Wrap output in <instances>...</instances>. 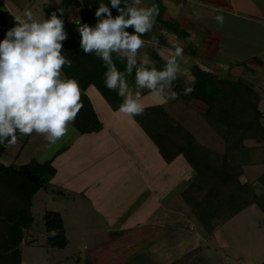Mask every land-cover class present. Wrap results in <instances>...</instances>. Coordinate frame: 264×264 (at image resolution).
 <instances>
[{"label": "rangeland", "instance_id": "obj_1", "mask_svg": "<svg viewBox=\"0 0 264 264\" xmlns=\"http://www.w3.org/2000/svg\"><path fill=\"white\" fill-rule=\"evenodd\" d=\"M24 1H26V5H23ZM59 1L60 0H2L0 2V39H3L5 32L14 25V17L19 16L22 19H26V17H24V12L28 10L32 12L33 19L35 20L39 21L47 19L49 18V15L43 11V5L49 4L55 6ZM73 1L76 2L78 0ZM152 1L153 0H141L140 5H135L133 4V0H131V6L149 7ZM215 1L216 3L214 4L207 0L180 1L185 5L183 9L185 10L184 13H188L191 18H194L191 23L182 19L180 20L183 23H187L189 30H197L199 26H202L205 23L211 27L212 34L210 36L205 35V37L215 43L216 39L220 40V44L217 46L218 52L214 53L213 59L215 63L225 60L233 62L236 58L243 60L251 55H256L264 61V24L259 23L258 21L260 20V22H263L264 19V0ZM3 2L6 4V7ZM71 11L70 18L74 20L77 17L78 10L72 7ZM238 11L240 12L239 14L237 13ZM218 14L223 15V25H221L215 18ZM252 35L255 36L257 41L250 39L252 38ZM196 45L198 48L195 49V51L200 54L203 53V47L198 44ZM150 46L151 45H149L148 42H145L144 47L139 50L138 56H141V59L145 60V58L150 56ZM226 70L227 72L222 71L219 77L223 74L224 77H227L225 75L231 77L237 76L234 74V70ZM182 72L184 74L182 75L184 79L186 81L190 80L191 75L189 70H182ZM244 72V75L240 76L251 81L254 88H256L264 98V92L262 90L264 87V68L261 67L259 70L252 71L247 69ZM87 93L96 94V97L94 98V107L100 115H104L101 117V121L104 125L99 129L104 133L96 131L79 139L77 132L74 131L75 128L72 125H69L68 134L57 141L55 145H51L48 142L42 143L41 136L36 134L34 135V139L26 142V148L19 154L18 158L16 160L12 159L9 162L12 161L19 164L22 161H28L32 158L38 161H43L54 153L56 157H61L62 151L65 150L66 152V148L64 147H68L71 143L79 139V142L81 143L76 145L74 149L70 150V152H67V154L72 156V159L66 162L67 168L76 172L78 182L79 180L81 181L79 184L89 182L88 175L92 173L91 167L96 165L99 168L100 165L107 163L108 159H111L114 162L119 161L123 156L128 155L133 159L132 164H126L127 171L130 173L137 167L138 162H143L144 167L146 168L145 176L147 175L148 177L146 176V181L142 188L135 186L136 184H139L136 176H134L135 178L133 177L135 183L134 187L128 189V191H126L127 189L124 186V180H122L121 186L117 185V183L121 181H114V185L111 188L113 189V192L120 188V192L116 197L119 196L118 200L121 203L134 198V201L131 200L130 204H126L123 209L118 212V214L121 213L119 219H126L127 216L132 213V210L136 205L140 204L144 199L149 198V194L152 190L157 192L156 178L149 177L150 174L153 176L155 172H157L155 177L161 172L159 181L164 185V189L167 185H170V187L162 193V196L157 193L161 198V202L164 204L167 203L170 206L175 204V206L172 205V209L180 206L182 210L181 212L166 211L165 213L164 207H161L159 220L160 222H163L162 225H160V223H148L146 225L150 227L144 228L141 224H133L131 229L125 230L123 234L120 235L117 232V228H115V222L113 224L110 223L109 226L100 223L98 218L99 212L92 213L94 210L88 199L90 194H81V191L74 186L76 185L75 177H72L73 182L64 179L61 174H64L66 169L63 167V164L60 163L58 171L55 170V174H58V177L54 174L55 177H53L55 179H51L45 188H40L33 196L32 204L29 207V213L33 217V223L31 226V236L33 241L31 243H21L19 245L21 257L24 261L26 259L32 264H79L80 261H94L95 264H154L149 261H158L161 258L164 259L165 255L162 254L164 249H168L171 255L179 252L182 253L185 247L187 249L190 248L189 234L185 231V228L176 227L174 224H178V221L181 224L184 221H188L193 225V230L188 229L189 232L192 233L196 231L202 235L199 242L200 250L198 253L192 252L189 255L186 253L185 258L187 260L185 261L182 259L183 261L181 264H264V215L257 206L251 204L240 210L232 217L217 225L213 233L209 235L202 230L200 231L192 213L181 203L179 196V191L188 184L192 177L191 168L185 159L180 156L170 163L160 161L161 159L156 152H154L156 145L134 121L133 117L123 114L120 119L115 121V128H105V125H108L109 123L112 124L115 119L119 118L120 112L114 110V112L110 113L111 107L109 105H107L109 107H105V99L93 87H91ZM144 97L145 98L141 97V103H144V100H148L150 101L149 103L154 102L157 104L158 101L161 100L159 96L154 95L151 92L146 93ZM170 101H174L173 104L169 106L170 112L173 115H176L177 112H185V110L192 109L196 112L195 116H198L200 121L203 120L206 126L208 125L200 114L202 108L199 104L183 100L181 103L174 99H170ZM260 107H264L263 100L260 102ZM106 111L109 115L106 114ZM189 117L191 118V122L197 123V126L192 124V129H194V126H200L198 120L195 122L193 117ZM201 125L200 131L202 130V132H200L199 129H194L199 141L204 143V137L207 135L209 136V134H213L217 137L215 131L209 125V127H205L202 123ZM24 139H26V136L19 134L17 143H24ZM81 140H83V143ZM86 141L89 142L91 148H95L98 145L99 148H96L94 151L87 149L85 147L87 145ZM17 143L15 145H8L7 151H14V147L18 146ZM220 143L223 144L224 141L222 143L220 140ZM248 143L252 144L253 142L248 141ZM38 146H43L42 150H37L36 147ZM79 147H82V151H79ZM210 149L216 151V149ZM86 151H89L88 154H86ZM222 151L217 152L221 153ZM262 153L263 150H261V154ZM72 161H76V168L73 167L74 164L72 165ZM120 164H122L120 169L125 167L124 163ZM85 165L89 166L83 168ZM96 166L95 169L97 168ZM252 168L249 167L247 169L246 177L255 182L256 192L262 193L264 192V186L256 181V177L260 171L264 173V164L259 166L258 169L255 167ZM59 172L61 174H59ZM152 179H155L156 182H153ZM241 179L244 178L241 177ZM129 181L132 182V180ZM161 187L159 189L162 190ZM82 205H84V208H80ZM45 210H58L62 214L66 228V236L68 238V244L64 248L49 247L45 244L43 226ZM183 213L184 215H182ZM186 213L190 217H186ZM115 237L138 239L141 241L144 240V242H149L150 240V242L153 243L152 245L145 244V246H143L144 249L150 247V250L152 249L149 252V261H147L146 256L141 259L140 255L130 257L129 253L121 254L120 251L113 252L115 247H122V240H111V238ZM162 237H164V240H162ZM111 247L112 250H110ZM139 247L141 246H138V249ZM65 256H68V259H66ZM198 256L201 257V261L194 259Z\"/></svg>", "mask_w": 264, "mask_h": 264}, {"label": "trees", "instance_id": "obj_2", "mask_svg": "<svg viewBox=\"0 0 264 264\" xmlns=\"http://www.w3.org/2000/svg\"><path fill=\"white\" fill-rule=\"evenodd\" d=\"M131 6V0H121V7ZM105 3L112 15L117 10L111 8L110 0H60L57 5H43L49 16L56 12L64 20L66 39L62 41V54L71 60V67L63 68V75L75 78L81 89L83 107L71 124L79 133H90L101 127L90 99L85 93L88 87L95 88L112 109L119 108L123 99L116 91L106 88L104 74L107 71L103 61L94 53H85L80 47L78 21L95 25V10ZM158 8L155 23L150 32L142 39L150 44L169 45L162 36L160 28L184 36L176 21L164 19L165 7L162 0H153L151 5ZM72 7L78 10L77 17L70 18ZM129 32L133 30L127 29ZM155 38L156 43H153ZM152 64L160 69L165 62L155 50H150ZM117 69L124 71L125 63L120 62L113 53ZM137 60V66L140 64ZM135 68L127 81L135 82ZM190 80L180 74L173 82L172 91L178 93L174 100L197 103L202 108L200 114L215 133L224 141V150L220 153L203 145L180 123L175 121L160 104L144 107L142 115L133 117L134 121L156 145L161 157L170 162L181 156L192 169V177L181 190L183 203L192 213L197 226L207 235L213 233L221 222L232 217L249 205L257 206L264 215V192L257 193L253 181L246 178L247 169L252 165L258 169L264 164V107H260L262 95L251 81L244 77H219L197 64L189 68ZM194 81V83H193ZM194 88L188 95L184 89ZM264 90V88H263ZM19 133H17L18 135ZM248 141H252L249 144ZM8 147L0 144V158ZM261 150L263 153L261 154ZM260 152V153H257ZM55 174L51 159L38 161L34 158L24 163H4L0 159V264H21V243L31 232L33 217L29 213L33 196L40 188H45ZM254 179V178H253ZM264 186V173L256 177ZM45 244L49 247L64 248L68 244L66 230L60 213L45 210L43 216ZM58 230L55 237L49 235ZM88 264V261H83ZM175 264V263H172Z\"/></svg>", "mask_w": 264, "mask_h": 264}, {"label": "clouds", "instance_id": "obj_3", "mask_svg": "<svg viewBox=\"0 0 264 264\" xmlns=\"http://www.w3.org/2000/svg\"><path fill=\"white\" fill-rule=\"evenodd\" d=\"M133 4L140 5L141 0H133ZM110 5L117 15L113 16L109 6L101 3L95 10V25L78 21L77 30L83 51L94 53L106 66V88L123 97L119 112L129 117L144 112L139 93L134 94L127 82L134 66L137 89L176 99L179 94L172 91V85L182 71L178 58H184L179 44H174L175 51L162 68L145 61L137 66L139 50L145 44L142 37L152 30L158 8L134 7L126 2L121 7V0H110ZM62 16L61 12L59 16L52 12L49 18L38 21L26 10V19L14 17V25L0 39V144L15 145L17 133H35L55 145L68 134L69 125L74 124L83 107L79 82L63 75V68L71 67L72 61L62 54L61 42L67 35ZM215 18L223 25V15ZM113 53L125 63L123 72L117 69ZM192 91L194 88L188 86L183 94ZM49 235L55 237L58 230L53 229Z\"/></svg>", "mask_w": 264, "mask_h": 264}, {"label": "crops", "instance_id": "obj_4", "mask_svg": "<svg viewBox=\"0 0 264 264\" xmlns=\"http://www.w3.org/2000/svg\"><path fill=\"white\" fill-rule=\"evenodd\" d=\"M1 1L2 0H0V2ZM7 1H11V0H7ZM180 1H183V0H162V3L164 5V7H165L163 18L166 19V18L169 17L171 20L176 21L177 24L179 25L180 30L184 31L185 35L181 36L179 34L174 33L173 31H170V30L168 31L165 28H160L159 30H160L162 36L165 38V40H166V42L168 44H171V46H169V45L150 44L148 42L149 45H151L150 46V48H151L150 50H155V52L164 61H166L175 51L174 44H179L182 47V49H183V57H184L183 60H179V58H178V62L181 64V69L182 70H189V68H190V66L192 64H197L200 67H202L203 69L212 71L214 74H216L218 76L220 75V73L222 71H226L227 72L226 69L234 70V74L237 75L236 77H238L240 75H244V73H245L244 71L247 70V69L252 71V70H259V69H261V67L264 68L263 59H261L260 57H258L256 55L248 56L247 58H245L243 60L240 59V58H236V59H234L235 61H233V62L225 60V61H221V62H216L215 63V61L213 59L214 58V53L218 52V47L217 46H218V44H220V40L216 39V43H215L214 41H211L209 38L205 37V35L210 36L212 34L211 33V31H212L211 27H209V25H207L206 23H205L206 25L204 24L202 26H199L198 29H197L198 31L195 30V29L194 30H189L188 27H187V23H183L180 19H182L184 21H187L188 23H191L194 20V18H191L190 15H188V13L187 14L184 13L185 10H183V9H184L185 5H183V2H180ZM207 1L211 2L212 4L216 3L215 0H207ZM3 4L6 7V4L4 2H3ZM23 5H26V1H24ZM46 5H49V4H46ZM262 6H263V4H262ZM24 10H25V7H24ZM261 11H262V7H261ZM234 12H236V11H234ZM237 13L239 14L240 12L238 11ZM238 17H241V16H238ZM258 21H259V23H263L264 24V19H263V22L262 21L260 22V20H258ZM250 39L253 40V41H257L255 36H253V35H252V38H250ZM195 43L200 45L201 47H203V53L200 54V53H197L195 51V49L198 48V46ZM190 45H191V47H190ZM149 54H150V51H149ZM140 57L141 56H138L137 59L140 60V61H145L146 63L152 64V60L149 57L145 58V60L141 59ZM254 57H256V58H254ZM181 75H184L182 71H181ZM223 75H221V77H224ZM225 76L230 77V78H236V77H231V76H228V75H225ZM127 82H128L129 88L132 90V92L134 94L138 92L140 97L145 98L144 97L145 94L149 93V91L147 89H143V90L137 89V87L135 85V82H132V81H127ZM90 88H91V86L88 87L85 90V93L88 96V98L90 99L91 104H92V106L94 108V111L96 112V114H97V116H98V118H99V120L101 122V127H103L104 123L101 121V117L104 116V115H100V113L96 111V109L94 107V98L96 97L95 96L96 94L87 93V91ZM263 92H264V90H263ZM93 93H95V92H93ZM159 97L161 98V100L158 101L157 104L162 105L163 108L176 121H178L181 125H183L197 139V141H199L194 129L195 130L199 129V131H200V128H201L200 126H202L201 123L204 124L205 127H209V126L208 125L206 126V124L204 123L203 120L200 121L198 119V116H195L196 112H194L192 109L191 110H185V112L184 111L183 112H177L176 115H173L170 112L169 106H171L174 101H170V99H168L166 97H164V99L161 96H159ZM121 98L123 99V97H121ZM262 100L264 101V98H262ZM177 101L182 103V100H177ZM149 102L150 101H148V100H144V103H142V104H144L145 106L156 104L154 102L153 103H149ZM107 105L108 104L105 102V107L106 108L109 107ZM110 109H111L110 113L114 112V110L115 111L116 110L119 111L118 110L119 108H117V109L110 108ZM106 114H108L107 111H106ZM122 115L123 114L120 113L119 118L115 119L112 124L109 123L108 125H105V128L106 127L107 128L114 127L115 121L120 119L122 117ZM189 116L193 117L195 122H197L196 120H198L199 123H200V126L196 127L197 123L191 122V118ZM192 124L196 125V126H194V129H192V127H191V126H193ZM74 131L77 132V135H78L79 139L84 138L85 136H88L89 134L92 133V132H90V133H79L76 129ZM97 131L99 132L100 130H97ZM93 132H96V131H93ZM100 132L104 133L102 131H100ZM200 132H202V130ZM34 135H36V134L33 133L30 136H26V139H24L25 140L24 143H21V142L19 143L18 142L17 143L18 146L14 147V151H12V152H8L7 148H6V150L2 154V157L0 158L1 161H3L4 163H9V161L12 160V159L16 160L18 158L19 154L23 150H25L26 142L28 140L34 139ZM212 135L209 134L210 137L208 135L204 137V139H205L204 143L205 144L203 142H201V141H199V142L204 144V145L207 144L206 145L207 147L216 149V151H222L223 148H224L223 140L217 134L216 135L219 138H217L214 135L212 136ZM17 137H19V134L17 135ZM79 139H77L75 142L71 143L68 147H64L63 146L64 148H66V152H65V150L62 151L61 157L60 156L56 157V155L54 153L53 155L49 156L47 159H51L52 165L55 167L56 171H58V168H60V163H62L63 167H65L66 170H65L64 174H61L60 172H59V174L63 175L65 180L72 181V182H73V178L72 177H75L76 185H74V186H76V188H78L81 191V194L82 195L84 193L86 195L90 194L88 196V199H89V202L92 205V208L94 210L92 213L99 212V217L98 218H99L100 223H102V224H104L106 226H109L110 223L113 224L115 222V228H117V232L120 235H122L125 230L131 229L133 224L134 225L135 224L136 225L141 224V226H143L144 228H149L150 227V226L146 225L148 223H151V224L160 223V225H162L163 222H160V220H159V218H160L159 214H160L161 207H164L165 213H166V211L167 212H176V211L177 212H181L182 209H181L180 206L174 207L175 209H172V207L175 206V204H172L173 206L172 205L170 206L167 203L164 204V203L161 202L160 196H162V193L165 192V190H167L170 187V185H167V187L164 189V185L161 183V181H159V176H160L161 172H160V174L158 173V176H156V177H155V174L157 172H155L153 174V176L150 174L149 177L150 178H152V177L156 178L157 182L155 181V179H152V181L157 183L156 184L157 192L155 190H152L151 193L149 194V198L144 199L142 202H140V204H138V202H137L138 205H136L133 208L132 213L130 215H128L126 219H121V218L119 219V216H120L121 213L118 214V212L121 211L126 204H130L131 200L134 201L133 200L134 198L128 199L124 203H121L118 200L119 196L116 197V195H118V193L120 192V190H119L120 188L117 189V191H114V192L112 191L113 189H111L113 187V185H114V181H116V180H118V182L121 181V182L117 183V185L121 186L122 180H124V182H125L124 186L127 189L126 191H128V189H132L134 187L135 183H134L133 179L135 178L134 176H136L137 180L139 181L138 183L140 185L136 184L135 186H138V188H140V187L142 188L144 186L145 181H146V176H147V175L145 176L146 168L144 167L143 162H141V163L138 162L137 167L136 168L134 167L135 169L133 171H131V173H130V172L127 171L126 164H128V163L132 164L133 163L132 162L133 159L131 157H129L128 155L123 156L121 158V160H119V161H114L113 162V160L108 159L107 163H105L103 165H100L99 168L96 165H95L97 167L96 169H95V166L91 167L92 173L88 175L89 182L79 184V182H81V181L79 180V182H78V180L76 178V172L73 171L72 169H68L67 166H66V162L68 160L72 159V156H70V154H67V152H70V150L74 149V147L76 145L81 143V142H79L80 141ZM218 139H220L223 144H221L220 140H218ZM41 141H42V143L43 142H47V140L43 136H41ZM81 141L83 143V140H81ZM206 142H209V143H206ZM86 143H87V145L85 147L87 149L91 150V151H94V150H96V148H99V145L97 147H95V148H91L89 146V142L86 141ZM213 145H215V146H213ZM43 146H44V144H43ZM39 147H41V146L36 147L37 150H39V149L42 150V147L41 148H39ZM64 148H61V149H64ZM79 151H82V147H79ZM88 152L89 151H86V154H88ZM154 152H156V154L159 156V158L161 159L160 161L166 162L161 157L160 153L157 150V147H155ZM178 157H180V156H177L174 159H176ZM47 159H45V160H47ZM26 161L27 160L22 161L21 163H24ZM120 163H124L125 167L120 169V166L122 165ZM72 165H73L74 168H76V161H72ZM88 166L89 165H85V166H83V168H87ZM252 167H255V165H252L251 168ZM191 172H192V169H191ZM142 174H143V176H142ZM246 174H247V172H246ZM61 175H60V177H61ZM56 176L58 177V174ZM54 177H52L51 179H55ZM242 177L244 179H241V180H245L246 178H248V177H246V175H243ZM150 178H148V179H150ZM129 180H132V182H130ZM250 180H252V179H250ZM252 183H253V187L255 189V182L253 181ZM160 187L162 188V190L159 189ZM181 190L179 191V193L181 192ZM157 193L160 196H158ZM180 200H181V196H180ZM181 203L184 206H186L183 203L182 200H181ZM80 208H84V205H82V207H80ZM187 209H188V207H187ZM184 210H185V208H184ZM56 211H58V210H56ZM114 213H115V215H114ZM60 215L62 217L61 213H60ZM182 215H184V213ZM153 216H156V217H153ZM186 217H190V216L186 213ZM102 219H103V221H102ZM62 221H63V218H62ZM116 223H118V224H116ZM143 223H145V224H143ZM63 224H64V221H63ZM174 224H175L176 227L185 228V231L189 234L190 248L187 249L185 247V249H184V251L182 253L179 252L177 254L174 253V254L170 255L169 250L168 249H164V251L162 252V254L165 255V256L162 255V256H164V259L161 258L158 261H154V260L149 261V259H150L149 258V252L152 249L150 250L151 247L148 248L149 250L146 249V248L144 249L143 246H145V244L152 245L153 243H151L150 240H149V242H144V240L141 241V240H138V239H130V238L124 239V238H116V237L115 238H111V240H113V241L114 240L117 241L118 239L122 240V243H121L122 247H119V248L115 247L113 249V252L120 251L121 254L129 253L130 257L131 256L136 257V256L140 255L141 259L145 258V256H146L147 257L146 258L147 261H149L150 263H154V264H172V263L181 264V262L183 261L182 259H184L185 261L187 260L185 258L186 257L185 254L186 253H187V255H189L192 252H194V253H198L199 252V250H200L199 242L201 240L202 235L199 232H196V231L192 232V233L189 232V230H193V225H191V223L188 222V221H184L182 224L178 221V224H176V223H174ZM64 227H65V225H64ZM137 227H139V226H137ZM65 230H66V228H65ZM29 233H28V235L26 237V240L32 238L31 232H29ZM162 240H164V237H162ZM138 241H140V242H138ZM138 246H141V247H139V249H138ZM110 250H112V247H111ZM65 257H66V259H68V256H65ZM153 258H156V257H153ZM153 258H151V259H153ZM192 258H194V257H192ZM200 258L201 257L198 256V257H196L194 259H196L198 261H201ZM29 262L30 261H28L26 259L24 261L23 258L21 257V264H24V263L25 264H29ZM30 264H32V263L30 262ZM79 264H84V263L80 261ZM88 264H95V262L91 261V262H88Z\"/></svg>", "mask_w": 264, "mask_h": 264}]
</instances>
